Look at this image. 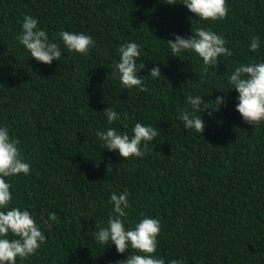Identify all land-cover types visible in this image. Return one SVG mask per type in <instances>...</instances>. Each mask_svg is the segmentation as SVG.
Segmentation results:
<instances>
[{"label":"trees","instance_id":"16d2710c","mask_svg":"<svg viewBox=\"0 0 264 264\" xmlns=\"http://www.w3.org/2000/svg\"><path fill=\"white\" fill-rule=\"evenodd\" d=\"M183 2L0 0V126L19 139L31 165L27 176L6 178L9 210H28L46 237L16 264H118L136 254L94 239L115 215L111 194L124 192L126 228L145 216L159 220L155 255L165 264H264V122L245 123L238 93L225 90L235 67L264 62V0H226L228 15L217 21L199 19ZM25 15L60 46L59 61L40 63L19 43ZM201 27L222 35L232 51L207 72L197 54L174 56L167 43ZM61 31L89 35L95 46L88 55L69 52ZM253 37L260 39L255 53ZM129 42L140 45L147 92L124 88L115 68ZM155 66L159 78L149 74ZM195 96L208 107L217 96L225 101L211 115L199 113L201 135L179 118ZM109 106L121 114L111 124L103 111ZM137 122L158 132L144 157L103 149L97 131L131 136Z\"/></svg>","mask_w":264,"mask_h":264},{"label":"clouds","instance_id":"9594fccd","mask_svg":"<svg viewBox=\"0 0 264 264\" xmlns=\"http://www.w3.org/2000/svg\"><path fill=\"white\" fill-rule=\"evenodd\" d=\"M166 3L172 5L177 3V0H166ZM183 4L196 17L205 21L223 20L229 11L226 0H184ZM174 36V40H167L171 54L179 57L182 51L194 52L202 58L205 72L209 66H217L220 56L232 55L231 49L226 47V39L208 28H197L190 37L176 34ZM17 39L30 52V56L40 63L51 64L61 58L60 46L49 40L47 33L38 27V19L31 15L23 17L22 32ZM60 39L69 52L74 51L80 55H88L90 48L95 46L92 37L84 33L61 31ZM249 47L253 53L258 51L259 37H253ZM118 51L120 58L115 68L124 88L138 87L141 91L147 92L143 76L139 74L145 64L137 62L140 45L129 42L122 44ZM149 74L154 78L162 76L159 66L151 68ZM229 82L231 87L225 90L235 89L238 93L239 102L236 104V110L244 122L253 126L264 122V62H251L235 67ZM205 102L201 96L189 97L188 103L192 110L183 112L179 117L186 130L194 129L201 135L206 125L199 113L207 111L211 115L212 112L219 111L225 101L223 97L217 96L211 107L206 106ZM103 111L109 124L120 119L121 114L110 106ZM124 118L127 119V116ZM157 135L155 127L140 122L132 128L131 136L126 132L120 133L115 128L96 132L97 138L103 142V149L118 150L123 159L144 157L148 143L153 142ZM19 144V139L10 136L8 127L0 126V264H16L17 258L27 259L35 255L41 244L46 242L44 233L28 210H21L18 207L9 210L13 198L12 185L6 178L19 174L27 176L31 171V165L22 157ZM128 195L127 192L111 194L110 202L115 215H110L107 227L94 231L95 241L104 245L114 244L118 253H128L130 248L135 250L136 254L127 255L126 259L119 261L118 264H165L163 258L155 255L157 237L161 231L158 219L145 216L134 226L125 227L127 217L125 210L129 208ZM49 219L56 221V213L52 212ZM9 234L13 238H9ZM169 264L181 262L173 259Z\"/></svg>","mask_w":264,"mask_h":264}]
</instances>
